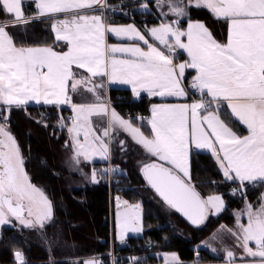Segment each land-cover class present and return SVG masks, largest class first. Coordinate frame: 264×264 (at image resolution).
<instances>
[{"label":"snow or ice","instance_id":"6c2138e0","mask_svg":"<svg viewBox=\"0 0 264 264\" xmlns=\"http://www.w3.org/2000/svg\"><path fill=\"white\" fill-rule=\"evenodd\" d=\"M24 2L0 0V10L9 16L7 22L0 21V103L9 110L11 106L22 107L29 101L49 105L69 103V81H72L73 91L81 84L91 85L87 90L92 92L103 87L91 84L90 78H75L73 65L86 70L90 77L107 76L131 84L137 95L142 89L161 97H186L182 78L186 68H191L197 71L191 86L211 97L207 104L201 100L191 104L154 105L149 122L151 138L115 110L111 111L107 126L97 130L90 118L108 116L107 107L73 104L75 116L63 127L74 141L76 163L80 162V156L85 160L93 155L108 159L111 134L117 127L122 128L161 161L144 166L148 183L193 224L202 222L209 208L219 213L223 205L221 196L203 198L190 183L189 156L193 144L198 149L212 151L224 177L240 182L237 190L242 194L245 181H264V0H154L158 8H167L161 15L171 14L175 19L148 29L147 35L134 25H106L101 15L79 14L71 22L60 21V27L53 25L56 40L70 46L66 52L52 47L15 46L6 28L36 18L25 15ZM94 5L105 7L101 0H38L36 9L37 15L43 16L73 9H93ZM193 5L205 7L216 18L229 21L226 43L218 42L199 22H189L187 29L180 28V20ZM142 7L147 8V5ZM106 32L118 38L142 41L147 51L138 45L108 46ZM182 37H186L187 42ZM150 39L158 41L169 54L150 43ZM176 48L186 50L190 60L174 64ZM115 53H128L131 58L117 59ZM221 100L228 102L231 114L247 126L249 135H237L221 119L218 114ZM213 103L216 108H212ZM202 111L205 114L201 115ZM3 121L0 123V225L9 223L8 217L12 216L25 227H43L52 213L51 202L30 182L19 145L6 128L7 116ZM123 143L120 141L121 146ZM95 177L93 171L92 179ZM131 207L136 211L126 210L118 221L121 239L124 231L142 230L139 205ZM244 215L246 224L239 222L238 214L237 230H226L248 257L259 258L260 264H264V198L258 209L248 204ZM250 241L254 242L255 249L248 246ZM15 256L19 264H25L21 252L17 251ZM227 257L232 260L234 253L227 251ZM83 264H98V261L92 259Z\"/></svg>","mask_w":264,"mask_h":264},{"label":"trees","instance_id":"16d2710c","mask_svg":"<svg viewBox=\"0 0 264 264\" xmlns=\"http://www.w3.org/2000/svg\"><path fill=\"white\" fill-rule=\"evenodd\" d=\"M33 1L25 2V7H30ZM190 17L205 22L217 36L227 35V22L215 18L205 8H191ZM8 29L18 46L51 42L47 20L15 24ZM128 93L130 91L123 89L110 91L116 108L122 113L138 108L149 112L153 99L129 103L124 97ZM41 111H45L48 117H41ZM8 113L10 130L20 142L32 182L45 192L52 203L53 219L42 228H3L0 264H19L15 256L17 251L23 254L25 264H75L76 260L81 262L84 257L109 251L111 234L115 232L109 190L102 182L82 184L78 173L72 170L71 147L67 128L63 127L66 109L22 106L10 108ZM132 121L145 133L148 131L145 123ZM129 149L126 152L119 149L116 155L113 148L111 159L123 169L121 182L125 189L120 194L130 202H141L144 234L153 240L152 249L143 256V264H156V255L161 252H176L183 263L220 260L205 249H197V246L219 226L232 225L234 212L243 208L246 199L259 204L264 183L245 185L242 195L233 194L231 189L237 183L224 180L211 155L194 153L190 161L191 185L203 198L221 195L225 208L216 216L210 215L201 225L193 226L147 184L140 168L143 150L136 145ZM85 166L91 168L90 164Z\"/></svg>","mask_w":264,"mask_h":264},{"label":"crops","instance_id":"0c3cea01","mask_svg":"<svg viewBox=\"0 0 264 264\" xmlns=\"http://www.w3.org/2000/svg\"><path fill=\"white\" fill-rule=\"evenodd\" d=\"M27 1H33V0H25V2ZM38 1V0H37ZM25 2H24V12L25 15L28 17H36L34 19H30L29 22L31 21H35V20H47L50 23V33H49V39L51 40L50 43L47 44H38V45H28V46H18L14 43L13 37L11 36V33L9 32V27L6 28V31L8 32V34L11 36L13 43L15 44L16 47L20 48H36V47H52L54 50L58 51V52H66L69 49V45L67 44V42L65 41H57L56 40V33L53 29V25H55L56 27H60V21H64L67 20L69 22L72 21L73 17L79 14H85V15H101L99 12L91 10V9H73L69 12H63V13H54V14H47V15H43V16H38L37 15V9L35 6L31 5L30 7H25ZM147 5V8L142 7V5ZM191 8H205V7H196V6H191L189 8H187V15L182 18L179 22V26L181 29H187L188 27V23L192 22V23H202L204 24L212 33L213 37L220 43H226L227 39H228V35H229V21L222 19V18H217V19H222L225 20L227 22V35L223 36L221 34H219L218 36L212 31V29L207 26V24L201 20H196V19H192L190 17V10ZM140 9L142 10V12L147 13L150 15L151 17V21L149 22V29L153 28V27H157L159 26L160 23L162 22H171L172 20L175 19L174 16H172L171 14H169L168 16H163L161 15V12H167V8L164 9H160L156 6V4L154 3V0H144L141 5H140ZM207 9V8H205ZM208 11H210L209 9H207ZM211 12V11H210ZM211 14L215 17V15L211 12ZM102 16V15H101ZM103 17V16H102ZM216 18V17H215ZM9 20V16L6 15L2 10H0V21H4L7 22ZM17 24H24L23 22L17 23ZM106 25H111V26H127V25H132L130 23H110V24H106ZM137 28V27H136ZM138 29V28H137ZM224 34V33H223ZM182 39L184 40V42H187V38L186 37H182ZM105 42L106 45L111 46V45H118V46H133V45H138L141 48H144L145 51H147V46L143 44L142 41H135V40H129L126 38H118L116 37L114 34L110 33V32H106L105 33ZM179 49V48H176ZM183 52V56L178 60V63H184L186 61L190 60V57L187 54L186 50L183 49H179ZM115 57L117 59H129L131 58L130 54L128 53H115L114 54ZM72 71L75 74V78L80 79V78H90L91 79V84H102L103 87L102 88H98L96 89L95 92L92 91H88L87 87H90L91 85H86V84H81L78 85L76 90L73 91L71 89V83L72 81H69V91H68V96L70 97V102L69 103H65V104H45L43 101L37 103L36 101H29L25 106H35V107H58V108H65L66 109V117H65V122L66 124L70 123L71 118H73L75 116V112L73 111L72 105L76 104H97V105H105L108 109L109 115L108 116H104V115H93L90 119L92 122V126L97 129H103L104 127L107 126L108 121L110 120V113L112 110H115L116 113H118L121 117H123L126 120H130L128 118H126L122 112L116 108L114 105H109L108 101L110 97V91L112 89H123V90H128L130 91V93H132L135 96H140V95H147L149 97V99H153L154 101L150 104L149 106V119L147 120V122L145 123V126L147 127L148 131L145 133L139 125L135 124L133 121L132 124L135 127H139L141 129L142 132H144V134L146 136H149L150 138L152 137V132H151V125H150V120L152 118V109L154 105H162V104H169V105H179V104H191L189 101H187L186 97H176V96H152L150 95L146 90H139V95H137L134 91H133V86L131 84L128 83H124L122 82L120 79H110L109 77L105 76V77H90V74L86 72V70L84 69H79L77 66L73 65L72 67ZM197 75V71L195 69H191V68H186L185 70V75L182 78V86H183V82L184 81H190L193 80V78ZM206 93V90H205ZM210 97V96H209ZM0 107H7L6 105H2ZM16 107V106H11V108ZM217 105L215 103L212 104V108H216ZM205 114L203 111L201 112V115ZM218 114L220 115L221 119L225 121L226 124H228V126L230 128H232V130L239 136L243 137V136H247L249 135V130L247 129V126L244 125L241 121H239L238 118H236L233 114H231V110L228 107V102L227 101H223L221 100L219 102V112ZM65 122L63 121V124H65ZM68 133V143L71 147V158H72V170L78 173L79 178L82 180V184H97L99 183V177L96 174L95 180L92 179V174H93V166L95 163H101V162H105L108 159H111L112 157V151L114 148V153H116V155L119 153V149L120 151L126 152L129 151V148H132L133 145H136L138 147H140L143 150V159H145L146 161L148 160V164L149 163H161V161L158 160L157 157L152 156L150 153L147 152V150L145 148H143V146H141L139 143H137L133 137L126 132L125 130H123L122 128L117 127L111 134V139H110V143H109V152H108V159H102L99 155H93L91 157L90 160H85L82 156L78 157V159L80 160L79 163H76V161L73 159L76 148H75V144L74 141L72 139L71 134L67 131ZM83 138V133H81V139ZM120 141H123V146H121ZM132 142V143H130ZM132 144V145H131ZM192 147H195V145L193 144ZM194 153H209L212 157V159L214 160L218 170L220 171L221 175L223 176L224 180L229 181V182H235L237 183L238 186H240V182L238 180H228L224 177L223 175V170L220 168L219 163L216 160V157L212 154V151L208 148H197V152H192V148L190 150V156H189V163L191 161L192 156L194 155ZM142 154V153H141ZM150 161V162H149ZM85 164H90L91 168L88 169ZM170 167L171 165H165ZM190 167H191V163H190ZM259 183H264V181L261 180H256V181H245L244 182V186L245 185H257ZM33 184V182H32ZM35 185V184H34ZM262 198H264V190L260 196V202L259 204H253L251 203V205L253 206L254 209H258L261 205L262 202ZM249 202L248 199L245 200L244 206L242 209L240 210H244L246 203ZM246 210V209H245ZM208 211L210 212L211 215L215 216L213 214V209L209 208ZM207 211V212H208ZM244 212V211H243ZM236 218V217H235ZM240 223H247V218H243L240 220ZM226 225L227 229H232L233 231L237 230L238 227V221L236 219L235 223L233 225H227V224H223L221 226ZM219 226V227H221ZM219 227L217 229H219ZM216 229V230H217ZM215 230V231H216ZM214 231V232H215ZM142 232V231H141ZM140 232V233H141ZM213 232V233H214ZM138 234V233H137ZM128 235H136V234H126L124 236H128ZM217 246L213 245V247H209V246H205L203 245V242L199 245L202 249L207 250L210 254L215 255L217 257L220 258V260L217 261H192L190 263H183V262H178L177 264H260V260L259 258H251L248 257L245 252L244 249L240 246L239 242L236 240V238L231 234V237L226 238V240H224V242L221 241H217L216 242ZM249 247H253L255 249V244L254 242H249ZM227 251H232L234 253V258L232 260H230L227 257Z\"/></svg>","mask_w":264,"mask_h":264},{"label":"built area","instance_id":"2783aa9c","mask_svg":"<svg viewBox=\"0 0 264 264\" xmlns=\"http://www.w3.org/2000/svg\"><path fill=\"white\" fill-rule=\"evenodd\" d=\"M143 0H101V4H104L103 9L98 5H94L93 9L99 12L106 24L110 23H130L138 28L142 34L147 35V30L149 29V22L151 17L142 12L140 5ZM38 2L34 1L33 5L36 6ZM155 46L159 47L161 51L165 54H169L163 45H160L158 41L153 39L149 40ZM173 63L177 64L178 60L182 57V51L179 49L174 50ZM193 80L184 81L183 87L187 93L186 99L190 103L200 102L203 100L206 104L211 99L207 94H202L199 90L193 88ZM129 100V103L138 102L147 99V95L135 96L132 93L124 95ZM120 102V100H119ZM109 105L114 104L112 99L108 101ZM123 115L129 119H135L138 121H147L149 118V113L143 111L142 109H136L131 111L127 109ZM0 116L3 121V117L7 116L4 109H1ZM43 117L47 118L46 113L42 114ZM7 122H9L7 118ZM192 151H197L196 147L192 148ZM95 172L100 177L102 183L106 184L109 190L110 208L113 210L114 203L117 197L125 199L120 192L124 189L121 183L122 168L119 165L112 163L109 159L103 165L95 167ZM239 189V187H233L232 191ZM240 192V191H236ZM153 247V240L147 238L144 234H138L135 236H123L115 237L111 236L110 249L105 253H100L93 256V259L98 261V264H142L143 256Z\"/></svg>","mask_w":264,"mask_h":264},{"label":"rangeland","instance_id":"374dc122","mask_svg":"<svg viewBox=\"0 0 264 264\" xmlns=\"http://www.w3.org/2000/svg\"><path fill=\"white\" fill-rule=\"evenodd\" d=\"M3 104L2 103H0V106H2ZM3 108H5V107H3ZM1 109H2V107H0V111H1ZM0 123H3L1 120H0ZM6 128H7V130L11 133V135L15 138V135L14 134H12V132H11V130H10V126H8V125H6ZM141 128V127H140ZM142 129V128H141ZM143 130V129H142ZM144 131V130H143ZM15 140H16V138H15ZM16 142L18 143V141L16 140ZM18 145H19V143H18ZM193 146V145H192ZM192 146H191V148H192ZM19 148H20V151H21V155H22V157H23V161H24V163H23V167H24V170H25V172L27 173V175H28V177H29V180H30V182L32 183V178H31V174L28 172V170H27V168H26V164H25V158H24V155H23V152H22V147L19 145ZM191 148H190V150H191ZM142 159V158H141ZM148 162V160L146 161L145 159H142V163H141V171H142V169L144 168V166L146 165V164H148L147 163ZM190 169H191V167L189 168V171H190ZM33 185H34V183H33ZM35 187H37V188H39L40 190H42L40 187H38L36 184L34 185ZM43 191V190H42ZM44 192V191H43ZM44 194H45V192H44ZM46 195V194H45ZM47 196V195H46ZM219 196H221V195H219ZM222 197V196H221ZM48 198V197H47ZM48 200H49V198H48ZM125 200H128L127 198L126 199H123V198H121L120 196H119V200H118V202L119 203H122V202H125ZM222 200H223V198H222ZM50 201V200H49ZM51 202V201H50ZM127 202V204H125V203H123L122 205H120V204H117L116 205V207L114 208V210H113V213H112V220H113V225H114V229H115V231H116V235L118 234L119 236H121V228L119 227V224H118V221L120 220V219H122V214L127 210V211H136V209H133L131 206H134V205H139V209H138V211H139V213H140V217H141V227H142V230L141 231H144L143 230V208H142V204H141V202H137V203H133V202H129V201H126ZM248 204H251L250 202H247L246 203V206H245V209H247V205ZM51 207H52V203H51ZM224 208H225V201L223 200V205H222V208H221V211L219 212V213H216L215 212V210L213 209V214L216 216V215H218V214H220L223 210H224ZM236 210L235 212H234V214H235V220H234V223H235V221H236V219H237V216H238V214H240V219H239V222H241L240 220L241 219H243V218H247V216L246 215H244V213L246 212V210ZM244 211V212H243ZM27 215V214H26ZM211 214H210V212L208 211L207 212V214H206V219L205 220H207L208 219V217L210 216ZM8 219H9V223H5V224H3V225H0V236H1V234H2V230H3V228H5V227H12V228H17V229H20V228H39V226H34V227H25L23 224H21L20 223V221L19 220H17L15 217H12V216H9L8 217ZM53 219V208H52V213H51V216H50V218H48V219H46L45 221H44V224H43V227H45L48 223H50L51 222V220ZM233 223V224H234ZM232 224V225H233ZM228 225V224H227ZM227 226L226 225H224V226H221V227H219V229H217L214 233H212V234H210L208 237H206L202 242H203V245H205V246H209V247H213V245H215L216 247H218L217 246V244H216V242L219 240V241H221V242H224V240H226V238H229V237H231V233L230 232H228L226 229ZM40 228H42V227H40ZM141 231H139V232H132V231H124L123 232V236L124 235H126V234H137V233H140ZM115 235V237H117ZM202 242H200V244L202 243ZM199 244V245H200ZM197 246V249H202L200 246ZM173 257H175V259H173ZM93 259V256H87V257H84V258H82L81 259V262H79V260H76V262H74L75 264H83V262L84 261H88V260H92ZM178 262H180V259H179V256H178V254L176 253V252H161V253H157V255H156V264H177Z\"/></svg>","mask_w":264,"mask_h":264},{"label":"water","instance_id":"95a60500","mask_svg":"<svg viewBox=\"0 0 264 264\" xmlns=\"http://www.w3.org/2000/svg\"><path fill=\"white\" fill-rule=\"evenodd\" d=\"M143 175H144V172H143ZM144 177H145V175H144ZM145 180H146V182H147V184L151 187V185L148 183V181H147V179H146V177H145ZM152 188V187H151ZM153 189V188H152ZM196 190V189H195ZM153 191L163 200V198L155 191V189H153ZM197 191V190H196ZM198 192V191H197ZM201 195V194H200ZM201 197H202V195H201ZM164 201V200H163ZM165 202V201H164ZM173 208V207H172ZM187 223H189V224H191V225H193V226H199V225H201L202 223H204V221H205V219H206V214H205V218L203 219V221L202 222H199V223H197V224H193L191 221H189L188 219H187V217H185L184 215H183V213H181V212H179V211H177L175 208H173ZM26 214V213H25ZM196 257H199V253H197L196 254Z\"/></svg>","mask_w":264,"mask_h":264},{"label":"flooded vegetation","instance_id":"af4514ba","mask_svg":"<svg viewBox=\"0 0 264 264\" xmlns=\"http://www.w3.org/2000/svg\"><path fill=\"white\" fill-rule=\"evenodd\" d=\"M10 124V123H9ZM9 124H8V126H9ZM12 134H13V132H12ZM15 138H16V136H15ZM16 140L18 141V143H19V145H20V142H19V140L16 138ZM21 146V145H20Z\"/></svg>","mask_w":264,"mask_h":264}]
</instances>
